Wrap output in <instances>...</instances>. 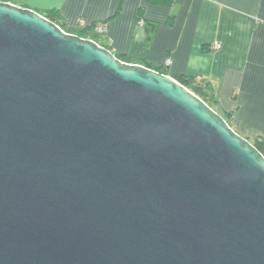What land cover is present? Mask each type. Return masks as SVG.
<instances>
[{"label": "water", "instance_id": "obj_1", "mask_svg": "<svg viewBox=\"0 0 264 264\" xmlns=\"http://www.w3.org/2000/svg\"><path fill=\"white\" fill-rule=\"evenodd\" d=\"M0 264H264V155L175 77L0 0Z\"/></svg>", "mask_w": 264, "mask_h": 264}, {"label": "crops", "instance_id": "obj_2", "mask_svg": "<svg viewBox=\"0 0 264 264\" xmlns=\"http://www.w3.org/2000/svg\"><path fill=\"white\" fill-rule=\"evenodd\" d=\"M5 1L53 11L67 28L106 23L90 29L100 45L127 62L195 77L235 131L264 140V0Z\"/></svg>", "mask_w": 264, "mask_h": 264}, {"label": "trees", "instance_id": "obj_3", "mask_svg": "<svg viewBox=\"0 0 264 264\" xmlns=\"http://www.w3.org/2000/svg\"><path fill=\"white\" fill-rule=\"evenodd\" d=\"M41 14L47 16L48 18H50L51 20L55 21L56 23H58L64 30H66L67 32H71V33H75L78 34L79 36L82 37H88V38H93L95 40V38L93 36H91L90 34V29L94 28L95 24H93L92 26H85L83 29H72V28H67L65 26H63L64 24H61L57 18V15L55 12L53 11H49L46 13H42ZM97 41V40H96ZM104 46V45H102ZM107 47V46H105ZM108 48V47H107ZM117 57L121 58L122 60H124V58L122 56L116 55ZM156 70L165 73L163 70L156 68ZM167 74V73H166ZM179 82H181L182 84H184L185 86H187L189 89H191L192 91H194L197 95H199L202 99H204L210 106H212L208 99H207V95H206V91L205 88L202 87L201 85H198L196 82V78L195 77H186V76H177L175 77ZM223 116V115H222ZM226 121L231 125L230 123V117L229 116H223ZM253 144L262 152V154L264 155V140L263 139H259L255 142H253Z\"/></svg>", "mask_w": 264, "mask_h": 264}, {"label": "built area", "instance_id": "obj_4", "mask_svg": "<svg viewBox=\"0 0 264 264\" xmlns=\"http://www.w3.org/2000/svg\"><path fill=\"white\" fill-rule=\"evenodd\" d=\"M140 23H144V20H141ZM79 25H84V21L83 20H80L79 22ZM107 28V24L106 23H97L95 24L94 26V30L96 31H103ZM220 47V44L219 43H215L213 48L216 49V48H219ZM169 63V61H168Z\"/></svg>", "mask_w": 264, "mask_h": 264}]
</instances>
